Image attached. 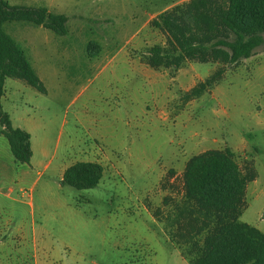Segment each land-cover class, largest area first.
<instances>
[{"label":"rangeland","instance_id":"obj_1","mask_svg":"<svg viewBox=\"0 0 264 264\" xmlns=\"http://www.w3.org/2000/svg\"><path fill=\"white\" fill-rule=\"evenodd\" d=\"M6 1L64 14L67 31L4 23L45 92L6 78L2 108L32 120L44 162L97 148L103 175L93 188L47 189L46 173L21 181V163L1 152L0 264H190L156 216L182 198L185 162L209 149L229 147L249 174L239 220L264 230V43L235 64L143 68L139 54L168 43L153 19L191 0ZM219 69L217 82L193 90L197 75Z\"/></svg>","mask_w":264,"mask_h":264},{"label":"trees","instance_id":"obj_2","mask_svg":"<svg viewBox=\"0 0 264 264\" xmlns=\"http://www.w3.org/2000/svg\"><path fill=\"white\" fill-rule=\"evenodd\" d=\"M26 21L57 34L67 31V17L47 7L11 5L0 0V133L14 160L28 163L30 134L14 127L2 108L6 78H17L37 91L45 88L24 50L4 30L8 21ZM168 33L166 46L151 47L145 62L153 68H179L187 60L235 64L264 43V0H191L165 10L153 19ZM217 70L194 88L202 92L221 78ZM103 167L95 161H76L63 172L62 181L76 189L95 187ZM244 174L226 147L192 155L183 170L182 198L164 216H156L168 241L190 264H264V233L240 221Z\"/></svg>","mask_w":264,"mask_h":264},{"label":"crops","instance_id":"obj_3","mask_svg":"<svg viewBox=\"0 0 264 264\" xmlns=\"http://www.w3.org/2000/svg\"><path fill=\"white\" fill-rule=\"evenodd\" d=\"M155 15H152L150 18L155 17ZM138 65H140L143 68L149 67L145 61H142L140 54H139ZM196 77H197L196 81L198 80V82H201L204 80V77H201L200 75H197ZM195 84H196V82L193 80V83L190 86H188L186 88L181 87V89L184 91L189 90ZM3 96H4V94H3ZM9 116H10L12 125L14 127L22 128V129L28 131L30 134L32 156H31L30 161L28 163H21V167H19L18 174H19V179L21 181H26L29 178H35L34 181L36 182L44 173H46L47 174V180L44 182V186L47 187V189H49V187L51 186V183L55 182L56 180H61V183H63V181H62L63 172L72 163H74L76 161H95V162H98L92 158L101 154L100 153L101 151H99L97 148L95 149L92 147H88L85 149L81 148L74 153L75 154L74 156L69 155V156L64 157L63 159H59V160L57 159L55 161V163L52 162V159H48L46 162H44L42 160V158L49 155L50 151L48 150V148L46 146V140L44 138H42V137L39 139H38V137L34 138L33 131L35 130V126H34L32 120H30L29 118L19 117L18 119L20 122H15L14 118L11 117V115H9ZM8 150L10 151L8 141L5 138V136L2 133H0V153L1 152L7 153ZM83 153H85L84 154L85 159H79V157H81L83 155ZM87 158H90V159H87ZM185 164H186V162H185ZM185 164L183 165V170H184ZM248 224L255 226L256 228H258L260 231H262L264 233V230H262L258 225H254L251 223H248Z\"/></svg>","mask_w":264,"mask_h":264}]
</instances>
